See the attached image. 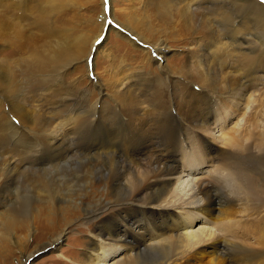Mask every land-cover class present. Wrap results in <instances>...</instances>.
Listing matches in <instances>:
<instances>
[{
	"label": "bare ground",
	"instance_id": "obj_1",
	"mask_svg": "<svg viewBox=\"0 0 264 264\" xmlns=\"http://www.w3.org/2000/svg\"><path fill=\"white\" fill-rule=\"evenodd\" d=\"M34 1L45 39L26 36L27 56L0 65V183L23 198L5 204L4 228H33L24 189L39 214L83 205L79 264H264V3L150 0L152 36L118 24L158 72L129 66L109 91L94 78L91 101L66 78L106 13L90 42L56 37L43 15L55 0ZM171 41L187 42L173 63Z\"/></svg>",
	"mask_w": 264,
	"mask_h": 264
},
{
	"label": "rangeland",
	"instance_id": "obj_2",
	"mask_svg": "<svg viewBox=\"0 0 264 264\" xmlns=\"http://www.w3.org/2000/svg\"><path fill=\"white\" fill-rule=\"evenodd\" d=\"M20 1L0 0V65H4L5 60L16 64L20 57L27 56L29 44L25 42L26 36L35 34L38 44L42 43L39 42L40 38L45 39L42 37L43 34L39 26L34 24L41 8L32 9L35 4L34 0H32L33 5H30L28 0L26 4L30 6H25L24 3L19 4ZM149 1L55 0V6H50L51 9H49L48 3H44L50 13L48 14L47 10L43 15L46 16V19L53 21L52 28L56 37L60 34L65 36L64 34L68 32L71 37H80L82 40L86 39L90 42L91 37L100 33L101 16L106 13L105 27L98 39L93 42L88 65L83 58L77 68L68 71L66 80L78 81V90L76 91L78 94L81 91L89 92V96L92 95L91 101L95 100L99 93L94 78L98 77L100 81L104 82L109 91L113 81L124 71L127 74L130 67L137 69L143 65L146 67L150 65V70L158 72L157 65L152 59L154 54H149V56L144 53L146 52L145 47L136 46L133 41L119 32L124 29L119 25V22H135L136 25L140 24L137 28L144 36H152L151 32L146 29L145 22L147 19H152L156 27L159 28L161 21L157 18L156 11L151 10ZM258 1L264 3V0ZM31 10L35 12H31ZM17 33H20L21 36L24 35L22 40L18 39ZM45 35L48 39L55 38L48 33ZM170 43V49L173 52L176 51L169 55V61L173 63L178 54H183L187 42L175 43L171 41ZM12 119L21 126L22 122L19 119L13 116ZM186 139L185 135L181 136V141L185 146L187 145ZM2 187L3 183L1 182L0 212L5 210V204L10 203L14 206L23 203V198H17L12 190L4 192ZM10 189H12L11 186ZM20 193L28 194L32 201V211L28 222L33 228L27 229L16 225L14 228L5 229L4 219L0 215V264H79L77 260L83 256L90 237V225L84 219L83 205L76 207L77 203H69V205L64 203L62 209L56 213L51 214L49 210L43 209L39 214L35 208L33 209V207H37L34 203L37 202L36 194L33 191L25 192L24 189ZM10 204L8 209L12 207ZM62 232H64V236L58 244L46 247L45 244L51 242L56 235Z\"/></svg>",
	"mask_w": 264,
	"mask_h": 264
}]
</instances>
